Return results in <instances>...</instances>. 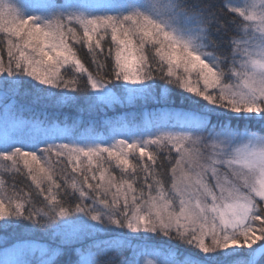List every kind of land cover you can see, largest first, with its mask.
I'll list each match as a JSON object with an SVG mask.
<instances>
[{
    "label": "snow or ice",
    "instance_id": "1",
    "mask_svg": "<svg viewBox=\"0 0 264 264\" xmlns=\"http://www.w3.org/2000/svg\"><path fill=\"white\" fill-rule=\"evenodd\" d=\"M0 264H264V0H0Z\"/></svg>",
    "mask_w": 264,
    "mask_h": 264
},
{
    "label": "trees",
    "instance_id": "2",
    "mask_svg": "<svg viewBox=\"0 0 264 264\" xmlns=\"http://www.w3.org/2000/svg\"><path fill=\"white\" fill-rule=\"evenodd\" d=\"M25 3L29 4H35L34 0H24ZM128 109L122 108V107H117L116 109L112 110L109 112V115H114L119 112L127 111Z\"/></svg>",
    "mask_w": 264,
    "mask_h": 264
},
{
    "label": "rangeland",
    "instance_id": "3",
    "mask_svg": "<svg viewBox=\"0 0 264 264\" xmlns=\"http://www.w3.org/2000/svg\"><path fill=\"white\" fill-rule=\"evenodd\" d=\"M34 2H35V3H38V2H40V0H34Z\"/></svg>",
    "mask_w": 264,
    "mask_h": 264
}]
</instances>
